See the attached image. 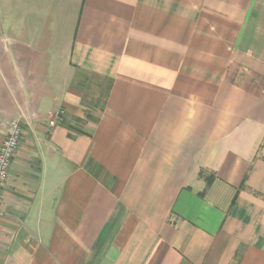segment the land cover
I'll use <instances>...</instances> for the list:
<instances>
[{
	"label": "crops",
	"instance_id": "1",
	"mask_svg": "<svg viewBox=\"0 0 264 264\" xmlns=\"http://www.w3.org/2000/svg\"><path fill=\"white\" fill-rule=\"evenodd\" d=\"M16 119L0 264H264V0H0Z\"/></svg>",
	"mask_w": 264,
	"mask_h": 264
},
{
	"label": "built area",
	"instance_id": "2",
	"mask_svg": "<svg viewBox=\"0 0 264 264\" xmlns=\"http://www.w3.org/2000/svg\"><path fill=\"white\" fill-rule=\"evenodd\" d=\"M62 115V112L58 113V116ZM59 124L50 123L51 126ZM23 129L22 122L19 119L12 120L9 123L7 134L0 144V193L3 184L8 178L9 169L11 167L14 155L19 147V143L22 137ZM2 214V206L0 202V215Z\"/></svg>",
	"mask_w": 264,
	"mask_h": 264
},
{
	"label": "rangeland",
	"instance_id": "3",
	"mask_svg": "<svg viewBox=\"0 0 264 264\" xmlns=\"http://www.w3.org/2000/svg\"><path fill=\"white\" fill-rule=\"evenodd\" d=\"M80 88L83 93V104L86 109H94L102 105L104 99V92L106 91L103 82L93 76L82 75V80L80 79ZM86 111V115H87ZM22 129L24 125L22 124Z\"/></svg>",
	"mask_w": 264,
	"mask_h": 264
},
{
	"label": "trees",
	"instance_id": "4",
	"mask_svg": "<svg viewBox=\"0 0 264 264\" xmlns=\"http://www.w3.org/2000/svg\"><path fill=\"white\" fill-rule=\"evenodd\" d=\"M207 183L209 184V181Z\"/></svg>",
	"mask_w": 264,
	"mask_h": 264
}]
</instances>
